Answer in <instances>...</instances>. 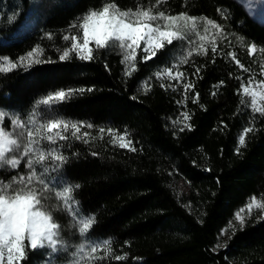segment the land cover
<instances>
[{
	"label": "trees",
	"instance_id": "1",
	"mask_svg": "<svg viewBox=\"0 0 264 264\" xmlns=\"http://www.w3.org/2000/svg\"><path fill=\"white\" fill-rule=\"evenodd\" d=\"M106 3L211 19L221 32L207 38L190 24L182 41L147 61L143 46L135 60L124 61L125 52L94 43L93 60L79 59L73 49L59 61L73 38H82L83 17ZM252 44L261 54H250ZM37 45L39 63L0 69L2 125L68 123L51 133L64 137L55 143L46 129L33 130L46 157L34 166L48 184L42 202L68 251L31 252L26 241L21 264H70L81 245L93 244L101 247L91 264H264V214H249L223 236L250 199L264 203V114L243 90L255 79L251 71L263 73L264 24L237 0H0V60L17 61ZM81 88L93 91L80 94ZM69 89L77 91L66 103H40ZM123 135L131 143L122 148ZM26 160L0 177L29 175ZM83 217L93 218L88 235L78 231Z\"/></svg>",
	"mask_w": 264,
	"mask_h": 264
},
{
	"label": "snow or ice",
	"instance_id": "2",
	"mask_svg": "<svg viewBox=\"0 0 264 264\" xmlns=\"http://www.w3.org/2000/svg\"><path fill=\"white\" fill-rule=\"evenodd\" d=\"M161 20L164 21L163 26L157 23V21ZM196 20L197 17L186 16L183 12L178 15H165L163 11H160L158 15H153L150 10L131 13L130 11H120L114 4L106 3L102 6V10L89 11L83 17V23L79 25L82 29L83 43H79L77 38H73L71 49H65L58 59L61 62L66 61L69 58L70 51L74 49L78 53L79 59L91 61L93 60V49L89 45L94 43L97 49L118 47L125 51L124 61L135 60L137 49L143 43L144 60L147 61L155 57L158 51L165 50L166 45H173L174 41H182L184 37L181 33L188 26V22L191 21L194 28ZM208 26L216 29L220 28V25L214 23L211 19L207 20L205 31H207ZM48 36L51 38L50 33ZM63 39L68 40L69 37L64 36ZM255 47L253 44L251 51H255ZM36 48L38 49L39 45ZM35 50L33 49V51ZM213 51H215V46H213ZM27 55L31 57L33 52L30 51ZM4 59L7 60L8 58L5 57ZM20 59L23 60V57ZM233 59H235V56H233ZM235 62L238 65L240 64L239 60H235ZM36 63H39V61H36ZM240 66L243 67V65ZM196 71L198 72L199 69ZM168 72L171 74V69H168ZM127 74L129 76L132 75L131 72ZM184 87L187 89L192 87V85L185 84ZM260 89L259 93L256 91L250 92L247 87L243 90L252 97L253 109L264 114V107H256L257 95L264 100V82H261ZM76 91L73 89L58 90L48 94L40 103L48 107H55L58 104L68 102ZM78 91L83 94L85 91L90 92L93 89L85 90L81 88ZM196 95L197 97L199 96L198 93ZM183 115L186 119L189 118L187 112ZM0 118H3L2 112H0ZM9 126L12 128L17 127V121L10 120ZM61 126L66 129L68 123L61 119H50L46 124H41L37 132L40 129H46V132L49 133L46 135L47 141L55 143L57 139H64L58 132L55 135L51 134L53 130L59 129ZM71 127L79 131L76 123H72ZM188 127L190 128L191 126L188 125ZM19 128L21 136L27 137L26 142L23 144L18 142L17 139L10 138L15 134L5 132L4 127L0 126V170H6L7 168L17 170L21 166L23 157H29L35 151H39L40 155L35 160L31 158L26 160L25 163L29 169V175L24 176L22 173L17 172L16 175H12L7 181L0 177V264H21V261L26 259V241L29 246L28 251L31 252L50 250L49 254H51L63 249L66 254L68 251L61 236L60 225L54 222L51 207L45 209V205L42 202L47 199L44 192L48 188V184L37 174L34 166L45 162L46 157L43 149L38 147V142L34 140L31 125L26 126L20 123ZM100 131L103 132L104 130L100 129ZM181 131H183V128H181ZM249 131L251 129H244L245 133ZM84 135L86 136L87 133ZM239 143L241 145L245 144L243 135L240 136ZM120 146L123 148L129 145L122 143ZM131 150L135 151L134 148ZM51 151L55 152V149ZM15 152H19L21 158L12 155ZM51 159L60 164L66 161V158L62 155H55ZM34 184L39 185V187L34 186ZM76 187L78 188L79 186L77 185ZM72 191L71 186L64 189L66 194L72 193ZM64 205L65 208L69 205L67 198L64 199ZM248 207L251 208L252 204H249ZM261 207H264V205ZM75 215L79 214L76 213ZM237 218L241 219V224H243L239 214H237ZM79 224L78 231L80 235H88L90 234L89 230L93 227V218L83 217L80 219ZM110 243V241L103 242L105 245ZM219 246L217 245V247ZM84 247V245H81L78 251L83 252ZM89 247L90 253H95L101 245L93 244L89 245ZM117 259H120V257H117Z\"/></svg>",
	"mask_w": 264,
	"mask_h": 264
},
{
	"label": "rangeland",
	"instance_id": "3",
	"mask_svg": "<svg viewBox=\"0 0 264 264\" xmlns=\"http://www.w3.org/2000/svg\"><path fill=\"white\" fill-rule=\"evenodd\" d=\"M237 1L239 3H241L246 8V10L249 12V14L254 19H256L260 23L264 24V0H237ZM97 11H100V10H97ZM120 11H124V10H120ZM127 11H130L131 13H135L136 11H145V10H127ZM151 14L158 15V14H155V13H152V12H151ZM165 15H167V14H165ZM207 20H208L207 18H202V17L197 18L196 25H195L196 28L200 32H202V34L205 35L207 38L213 37L215 35L220 34V32H221V29L220 28L219 29H216V28H213L211 26H208L207 31H205V25H206ZM157 23H159L161 26H163L164 21H162V20L161 21H157ZM190 24H191V21L188 22V25H190ZM77 42L83 43V36H82L81 39L77 38ZM252 45L249 47L250 54L251 55L261 54V51L259 50V48L256 45H255L256 46L255 47V51H251ZM141 46L144 47L143 43L141 44ZM89 47H90V45H89ZM116 48H118V47H116ZM119 50H121V49H119ZM121 51L122 52H125L124 50H121ZM32 52H33V55L31 57H29L26 54L25 56H23V60L19 59L17 61H11L9 59L5 60L3 58L2 60H0V69H9V68H12L13 65H18V64L28 65V64H31L33 62L38 61L40 59V51L38 49H36L35 51H32ZM263 63H264V55H263ZM251 74H252L251 76L252 77H255V79L253 81H251V83L249 84V86H248L249 91L250 92L251 91H256L257 93H259L261 91L260 84H261V82H264V69H263L262 76L260 78H258L253 73V71H251ZM263 101L264 100H262L260 98V96L257 95V97H256V104L258 106H260L263 103ZM0 112H2V111L0 110ZM3 120H4V113H3V118H0V126H3L2 125ZM20 123H21L20 121H17V127L12 128L11 130H6L4 128V130H5V132H12V133H14L15 135H13L10 138L17 139L18 142H20V143L23 144V143L26 142L27 137L26 136H21V134H20V128H19V124ZM39 126H40L39 124L33 123V125H31L32 132H33V130L35 128H39ZM26 130H28V129L26 128ZM121 137H123V139H121L122 143L129 145V142H128V139L126 138V136L123 135ZM37 154L39 155L40 152L39 151H35L29 157H23V159L24 158H26V159L31 158L32 159ZM12 155H16L17 158H21L19 152H15ZM9 158H11V156H9ZM249 204H252V207L251 208L248 207ZM262 205H264V203L261 202L260 200H257L255 198L250 199L249 203L246 206L242 207L241 209H239L236 212L235 218L231 221V223L228 226V228H226L225 230H223V236H227V234L234 227L241 225V219H238L237 218V214H239V217L242 218V220L244 222L246 216H248L249 214L257 215V216L263 215L264 214V207H261ZM62 250L63 249H61L58 252H62ZM72 255L73 256L76 255V257L70 261V264H91L90 248L84 247V250H83V252H81L80 255L77 256L76 253H75V255L74 254H72Z\"/></svg>",
	"mask_w": 264,
	"mask_h": 264
}]
</instances>
